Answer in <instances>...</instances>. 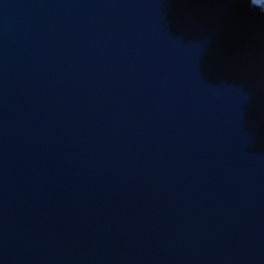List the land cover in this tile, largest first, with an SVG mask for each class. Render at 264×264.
<instances>
[{"label":"water","instance_id":"water-1","mask_svg":"<svg viewBox=\"0 0 264 264\" xmlns=\"http://www.w3.org/2000/svg\"><path fill=\"white\" fill-rule=\"evenodd\" d=\"M0 264H264V5L0 0Z\"/></svg>","mask_w":264,"mask_h":264},{"label":"snow or ice","instance_id":"snow-or-ice-1","mask_svg":"<svg viewBox=\"0 0 264 264\" xmlns=\"http://www.w3.org/2000/svg\"><path fill=\"white\" fill-rule=\"evenodd\" d=\"M253 3L264 5V0H253Z\"/></svg>","mask_w":264,"mask_h":264}]
</instances>
